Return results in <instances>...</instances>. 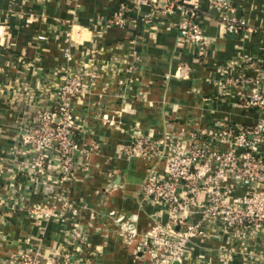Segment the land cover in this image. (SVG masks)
<instances>
[{"label": "crops", "instance_id": "0c3cea01", "mask_svg": "<svg viewBox=\"0 0 264 264\" xmlns=\"http://www.w3.org/2000/svg\"><path fill=\"white\" fill-rule=\"evenodd\" d=\"M194 1L185 12L202 26L203 48L180 36L185 12L170 10L165 1L139 8L137 0H0V264H14L19 253L31 250L44 261L61 262L56 255L70 248L75 226L86 236L80 251L71 249L76 264H155L154 254L138 255L136 246L158 224H168L169 215L144 197L141 184L151 170H166L169 153L147 159L126 154L124 147L142 136L187 139L264 122L263 112L220 86L241 54L264 62V0H229L244 21L233 32L214 0ZM118 10L123 27L108 24ZM67 48L72 66L95 63L101 70L93 89L73 97L81 126L76 141L90 155L78 159L83 166L69 180L60 182L59 175L51 182L19 172L21 156L13 154L27 122L42 108H55ZM256 69L264 64L253 62L244 74L255 78ZM258 87L264 93V78ZM257 149L264 155V141ZM247 192L243 187L235 193ZM52 194L58 211L68 196L79 214L42 218L30 212L29 206L51 201ZM198 219L200 214L189 218ZM191 245L188 257L175 263L244 264L248 255L247 246L233 249L225 234L198 237ZM253 245L247 251L264 253L262 232Z\"/></svg>", "mask_w": 264, "mask_h": 264}, {"label": "built area", "instance_id": "2783aa9c", "mask_svg": "<svg viewBox=\"0 0 264 264\" xmlns=\"http://www.w3.org/2000/svg\"><path fill=\"white\" fill-rule=\"evenodd\" d=\"M39 1L45 3L48 0ZM163 1L170 4V10L176 8L183 12L188 5H195L194 0H137L136 4L141 8ZM214 4L220 9V19L227 31L243 28L244 21L236 15L231 1L214 0ZM146 22L151 21L147 18ZM125 23L121 10L108 21L109 25L119 27ZM178 30L180 36L194 46L203 48L207 42L203 28L194 20L193 14H183ZM64 57L55 108L44 107L27 122L13 154L17 159L21 156L19 172L38 179L46 176L53 182L59 175L60 182L69 180L83 166L82 160L78 159L85 161L90 155L89 149L76 141V130L81 126L74 114L73 97H82L93 89L101 70L95 63L79 62V66H72L68 48L64 50ZM253 62L264 64L246 53L235 58L220 86L224 93L238 95L246 106L264 113V93L258 87L264 78V70L256 69L255 78L244 74ZM131 68L135 69L133 65ZM263 141L264 122H258L250 128L224 126L207 133H192L187 139L171 134L158 139L142 136L124 147L126 154L147 159L163 156L165 151L169 153L166 170H151L141 184L144 197L165 208L169 223L158 224L149 233L147 241L137 244L138 255L143 251L154 254L157 257L155 264L182 262L188 257L195 238L221 234L227 235L233 249L238 246L241 249L242 244L254 249L260 232L264 234V155L257 149V144ZM223 144L229 148H220ZM2 170L0 164V172ZM243 187L249 192L236 195L235 192ZM201 195L207 198L202 199ZM65 197L61 211L56 208L52 194L51 201L29 206L30 212L42 218L59 217L67 212L76 217L78 205ZM23 207H27L25 203ZM197 214L200 219L189 220ZM178 225L183 226V231L176 230ZM70 236V248L56 255L62 258L61 262H56L53 257L44 261L39 251L31 250L19 253L14 264H76L71 258L74 252L71 249L80 251L86 236L76 226ZM31 239V236L26 238L28 242ZM247 248L244 250L243 247V253L248 254L244 264H264V253L247 251Z\"/></svg>", "mask_w": 264, "mask_h": 264}, {"label": "water", "instance_id": "95a60500", "mask_svg": "<svg viewBox=\"0 0 264 264\" xmlns=\"http://www.w3.org/2000/svg\"><path fill=\"white\" fill-rule=\"evenodd\" d=\"M175 264H177V263H175Z\"/></svg>", "mask_w": 264, "mask_h": 264}]
</instances>
